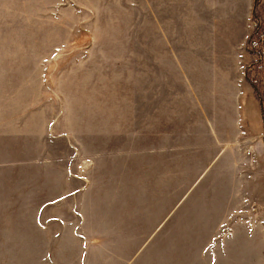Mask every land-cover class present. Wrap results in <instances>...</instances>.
<instances>
[{
	"label": "rangeland",
	"instance_id": "1",
	"mask_svg": "<svg viewBox=\"0 0 264 264\" xmlns=\"http://www.w3.org/2000/svg\"><path fill=\"white\" fill-rule=\"evenodd\" d=\"M190 2L0 0V264H264V136L199 107Z\"/></svg>",
	"mask_w": 264,
	"mask_h": 264
},
{
	"label": "crops",
	"instance_id": "2",
	"mask_svg": "<svg viewBox=\"0 0 264 264\" xmlns=\"http://www.w3.org/2000/svg\"><path fill=\"white\" fill-rule=\"evenodd\" d=\"M253 4L254 0H191L190 2L192 10L198 12L200 28L202 31L204 28L207 30L205 49L208 50L206 52L201 48L193 56L187 58L197 62L193 63V66L198 67L191 71L192 74L190 73L193 79L191 91L193 94L197 91L200 99L198 100L199 107L204 105L207 109L214 111L222 110V115L225 114L224 109L233 110L237 124L235 123L232 128L233 135L231 134L230 139L237 140V142L243 139V136L247 138L248 134L245 135L247 132L250 133L249 138L252 139L264 132L263 112H261L263 130L257 135H253L249 130V116L257 115L259 108L262 107L243 76L244 65L249 57L244 45L252 29ZM203 36L205 37L204 31ZM205 63L208 64V70H205ZM196 81L197 84H195ZM218 138L215 136V139L218 140ZM254 144L249 142L253 151ZM241 145L242 150H249L248 144ZM249 153L251 150L244 153L240 151L243 156H248ZM251 161L254 162L253 156L242 165V170L245 169L247 172L250 169L248 163ZM251 165L253 166L252 163Z\"/></svg>",
	"mask_w": 264,
	"mask_h": 264
},
{
	"label": "trees",
	"instance_id": "3",
	"mask_svg": "<svg viewBox=\"0 0 264 264\" xmlns=\"http://www.w3.org/2000/svg\"><path fill=\"white\" fill-rule=\"evenodd\" d=\"M255 2H256V0H255ZM253 38H251V40H252ZM259 43H261L262 44V47H263V51H264V37H263V39H262V41H260V39H259V37H257V40H256V42H255V46L257 45V44H259ZM264 61V60H263ZM262 76H263V88H264V65H262ZM254 93H255V95H257V91L256 90H254ZM259 101H260V103H261V107H263V104H264V93H260V96H257L256 97Z\"/></svg>",
	"mask_w": 264,
	"mask_h": 264
},
{
	"label": "built area",
	"instance_id": "4",
	"mask_svg": "<svg viewBox=\"0 0 264 264\" xmlns=\"http://www.w3.org/2000/svg\"><path fill=\"white\" fill-rule=\"evenodd\" d=\"M263 37H264V35H263ZM263 37H261V38L263 39ZM260 136H264V132Z\"/></svg>",
	"mask_w": 264,
	"mask_h": 264
}]
</instances>
